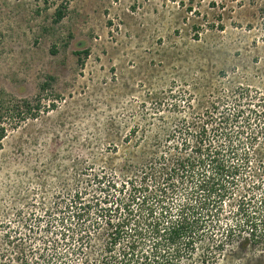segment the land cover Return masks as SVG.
Listing matches in <instances>:
<instances>
[{
	"label": "rangeland",
	"instance_id": "obj_1",
	"mask_svg": "<svg viewBox=\"0 0 264 264\" xmlns=\"http://www.w3.org/2000/svg\"><path fill=\"white\" fill-rule=\"evenodd\" d=\"M12 99L40 113L2 123L0 264L142 256L185 204L206 235L179 264H264L238 227L264 219V0H0ZM213 177L238 180L218 204Z\"/></svg>",
	"mask_w": 264,
	"mask_h": 264
},
{
	"label": "trees",
	"instance_id": "obj_2",
	"mask_svg": "<svg viewBox=\"0 0 264 264\" xmlns=\"http://www.w3.org/2000/svg\"><path fill=\"white\" fill-rule=\"evenodd\" d=\"M6 108V117L0 116V141L7 136L5 134V126H2V123L5 119H10L11 124L14 125L16 122H21L25 120L27 116L37 117L40 113L39 105H31L29 100H21V99H12L9 102H5L4 100L0 102V110ZM1 146V144H0ZM247 153L245 152V157L247 159ZM217 160L216 157L213 158ZM180 161V160H179ZM248 167L249 160L245 162ZM181 167L184 166L185 171L189 172V169L192 168L194 162L185 163L182 160L180 163ZM223 172H219L218 175L221 177H233L236 175L243 165H227L223 164ZM246 169V168H245ZM244 170V169H243ZM227 178H215L210 179V184L208 181L204 183L201 182L199 185V189L204 190L211 193H217L216 203L221 201L224 197L230 194L231 189H234L238 184V180L233 179L232 181L227 180ZM232 184V185H231ZM264 203V198L263 202ZM215 204L214 206H217ZM190 204H185L180 207V214L175 220H165L162 223H165L163 226L160 222H157L153 229L152 234L156 236V241L154 242V246L152 251L149 253H144L142 256L135 255L130 252H126L123 254V257L118 259L116 262H111V264H179L184 257H193L197 252V246L199 243H202L205 238V225L201 224V219L196 216L195 211H191L193 206H189ZM195 207H193L194 209ZM205 208V206H204ZM190 211V214L189 212ZM215 215L213 210H209L206 216ZM243 226L248 228V239L252 240L255 245H264V219L257 220L254 217H247L243 225H240L241 229ZM239 228V233H236V230H232L233 228H229L226 230V242L223 240H219L216 243V246L209 247L207 249V261L208 259H216L222 255V253L227 249L229 245H231L236 238L243 237V232ZM247 233V232H246ZM136 242L133 243L135 246ZM132 246V248H133ZM113 257V258H112ZM111 258L114 259L116 257L111 255ZM23 261L28 262L27 258H21ZM111 259V260H112Z\"/></svg>",
	"mask_w": 264,
	"mask_h": 264
}]
</instances>
